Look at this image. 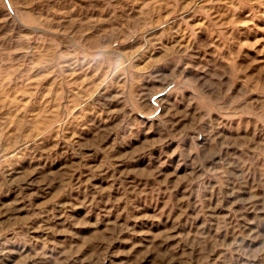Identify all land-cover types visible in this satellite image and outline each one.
<instances>
[{"label":"rangeland","instance_id":"obj_1","mask_svg":"<svg viewBox=\"0 0 264 264\" xmlns=\"http://www.w3.org/2000/svg\"><path fill=\"white\" fill-rule=\"evenodd\" d=\"M0 264H264V0H0Z\"/></svg>","mask_w":264,"mask_h":264}]
</instances>
